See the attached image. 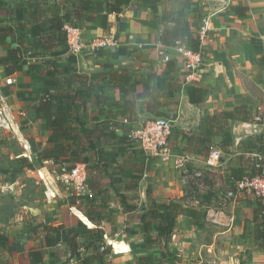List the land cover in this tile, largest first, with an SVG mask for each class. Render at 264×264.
<instances>
[{
  "label": "crops",
  "instance_id": "obj_1",
  "mask_svg": "<svg viewBox=\"0 0 264 264\" xmlns=\"http://www.w3.org/2000/svg\"><path fill=\"white\" fill-rule=\"evenodd\" d=\"M110 1L112 0H95V18L78 20L77 25L82 29L85 47L79 53L70 49L68 51L78 56L80 73L96 78L95 90L96 94L100 95L99 99L96 96L88 103L87 111L80 115L86 121V127L95 128L93 137L98 141V146L87 152L91 154V161L100 160V163L95 164L100 170L98 173L107 175L113 181H119L116 187L119 186L121 193L127 196V193L131 192L142 196V203H137L138 209L126 211L120 206L114 187L110 188L109 184L105 187H109L108 192L111 195L107 202L114 209L110 211L112 213L103 214L104 218L100 224L106 232L105 241L112 245L111 242L123 238L129 251L119 254L129 256L137 250L143 252L146 247L140 246L143 245L144 237L139 225L144 211L141 210L142 204L145 202L148 207V196L159 202L182 199L186 195L187 184L183 181L185 170L194 173L207 166L216 134L212 133L210 141L206 140L208 135L202 127L204 123L211 122V119L204 121L205 115L231 111L236 106L247 105L255 121L227 119L244 131V134L235 136L236 129H230L235 144L233 155L236 157L251 154V148L242 143L247 140V136L255 141L264 136V125L256 122L264 112V69L259 65V57L264 55V0L131 1L124 5L121 12H109ZM57 3L61 6L62 13L72 7L69 0H2L0 15L8 13L10 17L14 16V19L8 20L1 17L2 23L10 25L11 32L19 37L17 30L36 26L37 21L33 19V15H36L39 8H49ZM183 3L189 5L185 17L193 34H198L205 19L209 21L208 36L202 46L205 64L200 81L186 82L188 71L175 47L160 42L164 31L174 27L171 16L184 7ZM234 6L247 7V10L240 15L232 9ZM111 29L119 40L117 46L105 47L98 51L88 47L94 38ZM37 37L35 34L34 40H37ZM7 47L0 45V55ZM166 55L171 57V64L168 63L169 60H164ZM1 67L5 69L4 66ZM198 88H201L200 92L203 94L198 93ZM257 89L262 92L261 98L255 93ZM200 95L202 98L198 100ZM175 104L180 107V112L173 120L177 127L172 126L170 129L169 145L173 147L172 150L183 153L179 159L186 158V168L179 166L177 161L178 166L175 165V168L173 163L169 162L171 154L168 158H163L148 156L143 150L132 149L129 134L126 135V124L135 128L143 120L144 123L151 120L154 115L166 114ZM184 105L187 107L183 108ZM186 108L192 109V112ZM211 125L215 123L211 122ZM250 126L258 127L254 132H259V135L252 133ZM214 129L216 130V127ZM96 151L100 153L97 155ZM108 159L111 161L110 169L104 171L101 163H106ZM222 163L224 164H220ZM77 165L86 170V166L91 164L81 162ZM228 165H225V168L223 166L221 174L227 171ZM136 174L142 176L138 181V188L129 189L132 182L136 181L131 175ZM98 190L99 186H95L92 191L86 185L85 189L79 190L83 195L76 200L80 206H75L83 212L89 207L85 198L94 195ZM251 205L250 208H244L245 206L234 200L230 204L228 215L223 211L216 212V222L227 225L225 233L232 229L238 233L242 232L243 227L246 228L245 217L248 218L254 263L256 257H264V252L256 247L254 225L251 222L255 205ZM244 210H247V213H244ZM79 219L89 228L97 227L84 212L83 217L80 216ZM111 221H116L115 230ZM192 221V217L181 215L173 234L177 233L181 224L194 225ZM78 222L72 221V227L77 226ZM115 237L117 238L113 241ZM71 259L75 264H79L75 256Z\"/></svg>",
  "mask_w": 264,
  "mask_h": 264
},
{
  "label": "rangeland",
  "instance_id": "obj_2",
  "mask_svg": "<svg viewBox=\"0 0 264 264\" xmlns=\"http://www.w3.org/2000/svg\"><path fill=\"white\" fill-rule=\"evenodd\" d=\"M1 17L7 20L14 19V16L10 17L8 13H3L0 15L1 23L3 21ZM35 34V26L17 30L19 37L11 32V45L22 44V48L28 49L26 52L28 63L23 72L7 74L3 67L0 68V264H52L54 261L60 263L66 259H70L69 264H75L76 262L70 258L74 252L69 250L66 244L65 233L72 227V221H80L81 214L73 209L75 205L80 206V204L71 202L73 199L77 200L83 193L75 188L72 179L63 178V173L77 165L41 157V151L47 145L49 131L46 123L36 116L34 106L38 104L42 95L45 62L54 59L36 48ZM67 45L58 47V62L74 65L80 70L78 56L69 53ZM9 77L13 78L11 83H8ZM255 93L261 98L262 92L259 89L255 90ZM185 107L187 106L184 105L183 108ZM186 109L192 112V109ZM179 112L180 107L175 104L166 114L154 115L152 119H167L171 129L172 126L177 127L173 120ZM224 112L217 113L219 116L215 122L217 132L215 142L211 146L212 150L221 151V161L224 164L216 167L205 165L200 168L203 176L197 180V185L192 186L189 183L184 185L188 194L183 204L187 205L188 209L197 211L199 225L181 224L177 233L173 234L168 244L173 254L167 259L173 258L178 264H264V257L261 259L256 257L257 260L252 263L254 249L250 248L251 228L247 226L248 218L245 217L246 228L243 227L242 232L238 233L233 229L225 233L227 225L216 222V212L223 211L228 215L230 204L234 200L245 206L244 208L252 207L251 204L256 205L253 201L254 197L247 192L241 194L239 198L226 197L230 187L222 177L223 166L225 168V165H230L232 162L236 165L241 162L246 163L247 159L253 156H234V143L229 151L220 147L223 131L235 128V136L244 134V131L237 128L236 123L229 122L225 118ZM144 121L135 128L126 124V135L129 134L132 149L143 150L146 155L151 156L136 136H132ZM250 127L252 133L259 135V132H254L258 127ZM247 137L245 139H248ZM169 148L171 154L169 162L173 163L174 167L178 166L176 161L183 153L172 150L173 147L170 145ZM104 180L111 181L107 175ZM47 181L55 186V195L51 197L47 195ZM105 196L111 197L108 190ZM127 196L138 204L142 203L140 194L128 192ZM148 197L150 203L154 198ZM102 205L103 214L108 213V206ZM110 210H114L111 205ZM206 210L207 216L204 218L202 215ZM246 211L244 210V213H247ZM46 225L58 226L60 230L55 233L48 231L51 236L50 244L46 238L48 234ZM116 238H113V241ZM105 243L106 248L111 249L105 254V264H142L147 261L151 264H160L161 255L164 253L161 244L149 248L144 239L143 245L140 246H146L148 249L145 247L143 252L134 251L129 256L119 254L129 251L123 238L111 242L112 245L107 241ZM52 252L56 255L51 256ZM141 257L145 260L140 262Z\"/></svg>",
  "mask_w": 264,
  "mask_h": 264
},
{
  "label": "trees",
  "instance_id": "obj_3",
  "mask_svg": "<svg viewBox=\"0 0 264 264\" xmlns=\"http://www.w3.org/2000/svg\"><path fill=\"white\" fill-rule=\"evenodd\" d=\"M69 1L72 7L68 8L63 13L61 12V6L57 3L50 5L49 8L41 7L36 11V15H33V19L37 21L35 28L38 36L37 40H35V46L38 50L44 51L45 55H50L51 58L54 59L45 62L42 95L38 104L34 106V111L36 116L46 123L47 130L49 131L47 145L41 151L42 158L52 159L56 162H70L73 163L72 165H77L81 162L91 164L86 166V185L92 191L95 189V186H99V190L94 195L85 198L89 207L84 209L83 212L97 225V227L89 228L87 224L79 221L77 226L71 227L65 233V238L68 248L74 252L70 258L75 256L79 264H95L96 262L105 264V254L111 250L110 247H107L104 251H101L102 245L105 244L106 235L105 230L100 226L104 218L102 204L108 206L107 210L109 212L111 211L110 203L107 202V199L110 197L104 195V193L109 190V187L108 189L105 188L106 184H109L110 188L114 187L118 202L126 211H134L139 207L137 203L132 202L128 196L119 191V186L116 187L119 181L111 180L109 183L105 182L104 178L106 175L98 173L100 170L97 168V165H95L100 163V160L91 161V154L87 153L97 148L98 141L93 137L95 128L86 127L87 123L80 115L82 112L87 111L88 103L92 102L96 96L98 99L100 98V95H97L95 90L96 78L80 73L77 68L71 64L64 63L63 61L59 63L57 60V49L67 44L66 24L76 25L78 24V20L83 18H95L96 12L93 8L95 0ZM131 1L142 2L144 0H112L108 3L109 12H121L124 5ZM1 2L2 0H0V4ZM183 4L184 7L177 10L171 16V20L175 24L174 27L164 31L160 37V42L163 45L175 47L176 42L181 41L192 49L199 50V35H195L191 32L189 23L185 17L188 13L187 8L189 5L187 3ZM232 9L241 15L247 10V7L234 6ZM22 25L21 23L20 26ZM11 30L12 27L10 25L3 24L0 21V45L8 46L6 51L0 55V66L5 67L7 74L24 71L28 63L26 55L28 50L27 47L26 49L22 48V44L17 46L10 45L9 36ZM23 37L24 36H21V38ZM168 63L171 64L170 59ZM259 65L264 69V55L259 57ZM197 91L203 94V92H200L201 88H198ZM201 98L202 96L200 95L198 100ZM224 114L226 119L255 121L250 115V111L246 104L236 106L231 111H225ZM218 117L217 113L207 114L204 116V121L211 119V122L215 123ZM128 119H130L129 116ZM211 122L204 123L202 127L205 134L208 135L207 141H210L212 133L216 134L217 132V129H214L215 125H211ZM256 122L264 125V112ZM233 143L234 139L231 130L223 131L220 144L222 150L229 151ZM242 143H244L247 148H251L249 152H251L250 155L253 157L248 158L246 163L241 162L237 165L230 164L227 171H224L222 177L227 186L230 187L227 191L235 190L237 182L245 176L261 173V167L257 166L258 161L254 154H264V136L258 138L257 141L253 138H248ZM96 152L97 155L100 153L99 151ZM112 156L113 158L115 157L114 155ZM110 164L111 161H109V159L106 163H101L102 169L104 171L110 169ZM190 173L193 177L189 179L188 183L195 186L198 184L197 180L203 176V173L200 177L194 176L192 172ZM131 176L136 179V181L132 182L129 189H136L138 188V181L142 176L140 174ZM185 190L186 195L180 199V201L171 200L169 202H159L156 199H152L148 207L142 213L139 226L143 233L146 246L149 248L158 244L162 246L164 253L161 255L160 264H178L175 259H167V257L173 254L170 252L168 244L172 239L175 225L179 217L181 215H187L193 218L194 225H199L197 211H192V209H188L187 205L183 204L188 194L186 187ZM253 201L256 205L251 222L254 225L255 243L258 250L264 252V203L257 197H254ZM72 203L76 204V199H73ZM202 216L204 218L207 216V210L204 211ZM111 223L113 225V230H115L116 221H111ZM45 228L47 232L52 231L55 233L60 231L58 226L54 225H46ZM46 238L48 244H50L51 236L49 232ZM80 240H82V245ZM54 255L56 254L52 252L51 256ZM139 260L141 262L145 259L141 257ZM69 263L70 259H66L60 263L54 261L52 264ZM142 264L151 263L147 261Z\"/></svg>",
  "mask_w": 264,
  "mask_h": 264
},
{
  "label": "built area",
  "instance_id": "obj_4",
  "mask_svg": "<svg viewBox=\"0 0 264 264\" xmlns=\"http://www.w3.org/2000/svg\"><path fill=\"white\" fill-rule=\"evenodd\" d=\"M250 1V0H245ZM209 21L208 19L204 20L203 25L198 31L199 35V43L200 49L194 50L191 47L185 45L181 41L176 42L175 49L178 55L184 62L185 67L187 68L188 74H186L185 80L186 82L192 81H200L202 77V70L205 64L204 54L202 51V46L206 42V38L209 32ZM65 29L67 31V46L69 49L75 53H79L85 47V43L82 39V29L80 25H72L66 24ZM119 44V40L114 32V30H110L104 35L96 37L88 44V47L94 51L101 50L105 47L109 46H117ZM171 57L166 55L164 60L168 61ZM13 81L12 77L8 78V83ZM170 133V125L167 119L165 118H157L146 121L142 124L136 131V133L132 136H136V138L140 141L143 148L150 155L160 156L163 158H168L170 155V148L168 144V135ZM257 157L258 167H261V173L245 176L241 180H239L236 184L235 190H229L226 193L227 198H235L240 196L241 194L248 193L253 197L260 198L264 203V154L257 153L254 154ZM179 166L186 168V158H181L177 160ZM207 162L210 166L216 167L221 163V151L219 149H213L209 153ZM194 176H202V172L196 171L193 173ZM193 177L192 174L185 170L183 181L184 184H187L189 179ZM63 178L65 180H73L75 183V188L77 190H82L86 188V179L87 173L84 167H80L77 165L75 168L70 171H66L63 173ZM48 192L47 195L49 197L55 195V186L47 181ZM83 217V212L79 210L76 206L73 208ZM106 249V243L102 245L101 251Z\"/></svg>",
  "mask_w": 264,
  "mask_h": 264
},
{
  "label": "water",
  "instance_id": "obj_5",
  "mask_svg": "<svg viewBox=\"0 0 264 264\" xmlns=\"http://www.w3.org/2000/svg\"><path fill=\"white\" fill-rule=\"evenodd\" d=\"M212 3L214 4V1H212ZM146 208H147V207H146V203L143 202L141 210H145Z\"/></svg>",
  "mask_w": 264,
  "mask_h": 264
},
{
  "label": "bare ground",
  "instance_id": "obj_6",
  "mask_svg": "<svg viewBox=\"0 0 264 264\" xmlns=\"http://www.w3.org/2000/svg\"><path fill=\"white\" fill-rule=\"evenodd\" d=\"M27 148H28V145H27Z\"/></svg>",
  "mask_w": 264,
  "mask_h": 264
}]
</instances>
